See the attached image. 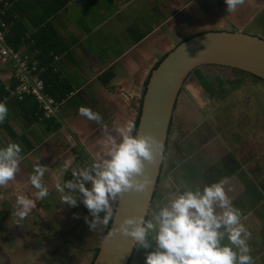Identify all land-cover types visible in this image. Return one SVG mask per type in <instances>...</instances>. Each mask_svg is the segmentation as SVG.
<instances>
[{
  "label": "crops",
  "instance_id": "1",
  "mask_svg": "<svg viewBox=\"0 0 264 264\" xmlns=\"http://www.w3.org/2000/svg\"><path fill=\"white\" fill-rule=\"evenodd\" d=\"M41 3L48 4L46 10L61 4L45 26L60 41L53 64L71 91L52 104L53 127L26 118L20 99L9 92L16 84L12 63H0V82L8 91L0 101L9 109L0 122V145L17 142L22 156L14 179L0 188V264H90L106 227L89 229L84 217L91 216L79 198L73 207L60 203L54 185L71 175L61 176L63 161L90 162L106 131L135 120L150 70L178 42L207 30L264 28V0H243L230 13L224 0ZM216 17L229 27H206ZM79 106L100 114L101 122L79 115ZM37 159L47 166L42 182L49 193L18 225L10 215L15 195L35 191L28 177ZM221 177L228 178L232 203L250 233L253 264H264V82L235 68L204 64L187 76L177 95L150 209L181 181L203 184ZM148 250L134 248L128 264H144ZM84 254L88 263L78 258Z\"/></svg>",
  "mask_w": 264,
  "mask_h": 264
},
{
  "label": "clouds",
  "instance_id": "2",
  "mask_svg": "<svg viewBox=\"0 0 264 264\" xmlns=\"http://www.w3.org/2000/svg\"><path fill=\"white\" fill-rule=\"evenodd\" d=\"M224 3L230 13L243 0ZM8 113L6 103L0 101V122ZM78 114L90 121L102 120L87 106H79ZM135 129V120L125 119L105 132L100 150L90 162L72 166L69 158L59 169L61 176L71 174L54 185L60 203L73 207L79 198L91 216L86 215L84 221L92 231L109 225L113 205L123 193L146 192L152 183L145 163L154 161L159 140L150 133L137 134ZM21 159L17 142L0 145V188L14 179ZM46 169L38 159L33 163L28 182L35 191L17 192L10 214L13 223L19 225L36 201L48 196L49 189L42 182ZM231 191L227 177L192 185L181 181L146 213L124 216L107 235L119 232L130 238L133 248L150 249L145 252L144 264H253L247 242L250 233L242 222L241 210L232 203Z\"/></svg>",
  "mask_w": 264,
  "mask_h": 264
},
{
  "label": "water",
  "instance_id": "3",
  "mask_svg": "<svg viewBox=\"0 0 264 264\" xmlns=\"http://www.w3.org/2000/svg\"><path fill=\"white\" fill-rule=\"evenodd\" d=\"M204 64L235 68L264 81V38L236 29L201 31L178 42L150 70L135 132L150 133L159 140L154 161L145 163L152 183L146 192L130 190L115 203L113 220L90 264H128L134 249L130 238L119 232L111 236L107 233L124 216L144 214L150 209L177 95L187 76Z\"/></svg>",
  "mask_w": 264,
  "mask_h": 264
},
{
  "label": "trees",
  "instance_id": "4",
  "mask_svg": "<svg viewBox=\"0 0 264 264\" xmlns=\"http://www.w3.org/2000/svg\"><path fill=\"white\" fill-rule=\"evenodd\" d=\"M3 1H0V9L4 8V13L2 14L3 19L7 22L8 20H13V23L9 25V30L6 34V44L14 50L23 48V53L29 52L34 54L33 59L37 62L36 73L43 81V93L47 97H51L53 103L61 101L70 93L71 88L64 79L59 77V73L55 70L53 64L54 55L58 53L60 49V41L53 33L54 29H49L45 26V18L51 16L61 4H57L49 10H46L48 4L41 3V0H35L36 5L34 6L29 3L30 0H6V5H4ZM163 56L153 65V68L159 63ZM253 77L261 80L258 77ZM146 82L147 79L143 86L142 95L145 91ZM7 94L8 91L4 89L0 82V98ZM141 100L142 96L140 98L138 112L135 118L136 125ZM18 102L26 118H41L46 122L47 126L53 127L55 121L54 115L44 116L43 109L39 107L37 100L33 96L25 95L23 100L21 99ZM107 227L108 226H106L105 231L107 230ZM97 250L98 247L94 250L92 260Z\"/></svg>",
  "mask_w": 264,
  "mask_h": 264
},
{
  "label": "built area",
  "instance_id": "5",
  "mask_svg": "<svg viewBox=\"0 0 264 264\" xmlns=\"http://www.w3.org/2000/svg\"><path fill=\"white\" fill-rule=\"evenodd\" d=\"M3 1V0H0ZM7 4L6 0L3 1ZM4 8L0 9V63L10 61L13 66L12 74L16 79V84L9 89L10 94L17 99H23L25 95H32L38 102L39 107L44 111V116H49L53 112V100L43 93V81L38 77L37 62L27 54L14 50L5 42L9 25L13 20L8 22L3 19Z\"/></svg>",
  "mask_w": 264,
  "mask_h": 264
},
{
  "label": "rangeland",
  "instance_id": "6",
  "mask_svg": "<svg viewBox=\"0 0 264 264\" xmlns=\"http://www.w3.org/2000/svg\"><path fill=\"white\" fill-rule=\"evenodd\" d=\"M206 27H210V28H223V27H229L227 21L225 20V18L221 17H216V20L213 21V23L207 25ZM234 29V28H233ZM244 32L247 33H251V34H255V35H259L260 37H264V28H260L259 26H251L249 28H246L244 30ZM85 257V261L86 263L89 262V259H91L89 256H86L84 254V256H78V258H84ZM78 263L79 260L77 259Z\"/></svg>",
  "mask_w": 264,
  "mask_h": 264
}]
</instances>
